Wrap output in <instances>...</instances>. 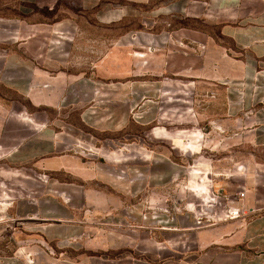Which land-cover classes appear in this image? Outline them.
Wrapping results in <instances>:
<instances>
[{"label":"crops","instance_id":"0c3cea01","mask_svg":"<svg viewBox=\"0 0 264 264\" xmlns=\"http://www.w3.org/2000/svg\"><path fill=\"white\" fill-rule=\"evenodd\" d=\"M8 4L18 16L0 17L18 20L23 34L13 44L0 39V51H8L0 61V86L35 119L7 118L0 97V224L17 232L16 245H27V232L59 244L51 228L61 209L57 196L36 190L43 175L24 172L26 167L42 170L46 184L71 176L70 170L86 178L84 159L61 153L64 125L71 138L89 143L144 139L152 189L178 182L176 188L199 203L209 183L230 193L247 186L250 216L200 229L192 253L162 264H264V157L249 152L250 146L264 150V0H74V14L62 18L56 16L59 0ZM73 27L79 35L69 62L50 41L57 30ZM167 37L172 44L163 47ZM78 82L101 89L106 102L70 96L62 107L63 95ZM187 151L197 152V172L184 186L185 175L176 176ZM235 165L246 172L228 177ZM145 197L152 208L154 190ZM177 203L164 216L184 209L189 215L180 224L190 227L189 204ZM173 224L164 229L174 232ZM153 231L146 230V237Z\"/></svg>","mask_w":264,"mask_h":264},{"label":"rangeland","instance_id":"374dc122","mask_svg":"<svg viewBox=\"0 0 264 264\" xmlns=\"http://www.w3.org/2000/svg\"><path fill=\"white\" fill-rule=\"evenodd\" d=\"M10 1L0 0L1 17L18 16L16 6L8 4ZM73 1L59 0L57 18L74 14ZM71 29L75 32V40L71 45L68 61L73 58L71 52L79 35L76 27ZM22 34L20 30L18 37ZM8 42L13 44L12 40ZM7 57V50L0 51V61L5 62ZM0 97L5 99L4 102L8 105L4 114L7 118L35 121L33 117L25 114L23 102L1 86ZM61 106L65 107L66 104L61 102ZM60 131L67 132L58 136L61 153L84 159L80 169L86 178H80L77 174L79 172L70 170L67 174L71 176H62L61 180L49 184L42 181L35 188L41 191L52 190L57 196L61 209L58 221L53 222L51 228L52 233L58 236L59 244L53 246L49 244V240L45 242L40 236L27 232V245L19 248L14 242L17 232L0 224V264H162L167 257H180L194 251L189 242L184 244L177 238L187 226L186 223L182 226L180 222L181 217L189 215L186 214L188 212L184 209L182 212L170 210L168 217L164 215L168 209L178 204L177 201H180L179 204L183 201L185 205L192 204L197 208V199H189L187 190L176 188L175 184H179L178 182L173 183V186L170 184L154 189L148 185L147 173L151 167L148 164L149 153L144 139L138 138L132 142L134 144H131L129 139H93V142L89 143L78 137L71 138L64 125ZM133 148L136 152L131 154ZM249 152L251 157H264V150L259 151L250 146ZM184 153L183 168L186 172L180 176L185 175L183 185H189L192 171L197 172V167H192L193 160L197 159V152ZM234 156L241 158L238 150H235ZM239 166L233 167V177H236ZM23 171L45 175L42 170L38 171L32 165ZM1 182L0 179V191L4 190ZM234 183L236 184V181ZM191 186L194 189V185ZM99 190L104 193L98 194ZM152 190L154 204L150 208L145 195L147 191ZM129 191H135L136 195L129 196ZM85 194L91 195V198L87 199ZM93 195L95 197H92ZM72 207L75 208L74 213ZM171 224L180 232H168L164 229L171 227ZM149 228L154 231L152 236L147 238L145 232ZM81 229L85 233L83 237H80ZM148 239H154L153 244L149 243ZM31 241L33 245L30 244Z\"/></svg>","mask_w":264,"mask_h":264},{"label":"built area","instance_id":"2783aa9c","mask_svg":"<svg viewBox=\"0 0 264 264\" xmlns=\"http://www.w3.org/2000/svg\"><path fill=\"white\" fill-rule=\"evenodd\" d=\"M1 32L3 34L0 36V39L3 42H8L9 40L16 41L19 34V21L0 17V33ZM74 40V30L65 28L55 32L54 38L50 41V44L57 48L65 59H68L70 57L71 45ZM171 44L170 38L167 37L166 40L163 41L162 46H169ZM176 44L182 45L180 40H176ZM160 49L161 47L154 44V50L158 51ZM78 83L69 87L67 93L62 97V103L69 105L72 102L70 101V96H73L75 100L81 102L94 101L98 104H104L106 102L102 99L104 94L101 89L94 87L90 90L86 86V83H79V85H81V89L79 90L77 88ZM3 119L4 117L0 114V122ZM192 167L195 168L196 165L194 164ZM237 171L238 173L243 171L246 172V168L240 165ZM185 172L186 170L181 168L177 172L176 179H179L180 174ZM231 175L233 174H229L228 177H231ZM42 178L48 181L46 175H43ZM247 192L248 188L246 185H241L238 192L230 193L226 192L223 188L215 186L214 183H209L207 190L202 192L204 197L197 203V208L195 206L193 207L192 204L187 206V209L194 214V222L190 227L183 229L182 233L177 235V238L181 243L185 244L189 242L193 250H195L197 247V231L200 229L250 216L254 212V209L248 208L245 204ZM175 231L180 232L179 229H175Z\"/></svg>","mask_w":264,"mask_h":264}]
</instances>
